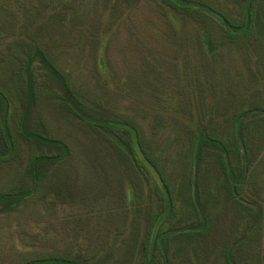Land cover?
I'll use <instances>...</instances> for the list:
<instances>
[{
    "label": "rangeland",
    "instance_id": "1",
    "mask_svg": "<svg viewBox=\"0 0 264 264\" xmlns=\"http://www.w3.org/2000/svg\"><path fill=\"white\" fill-rule=\"evenodd\" d=\"M4 1L0 0V94H8L10 100L8 125L18 151L0 162V192L35 185L33 193L10 211L1 205L0 264L78 251L91 255L95 264H135L139 246L133 256L127 250L136 234L140 243L146 207L157 206L152 185L109 141L108 128L72 112V99L66 101L63 85L49 70L47 64L52 63L91 114L127 117L160 153L172 175L167 183L172 210L164 227L198 225L195 208L199 209L186 193L193 164L184 174L185 142L197 127L226 135L228 120L237 109L264 105V47L233 46L208 53L197 38L202 23L195 26L193 20L183 28L176 23L174 33L183 38L173 42L170 26L151 0H119L104 24L99 19L104 18L100 14L105 0L96 4L85 0L77 7L80 17L73 19L72 0H56L57 8L51 12V0H9V5ZM228 3L233 5L234 0ZM128 5L136 6L128 18L122 17ZM92 35L98 36V44ZM35 46L46 55H36L30 64L35 98L23 131L26 68ZM263 116L254 115L247 126L257 171L256 194L243 191L247 204L253 200L264 204ZM26 130L40 133L41 141L27 136ZM41 153L48 157L42 160L41 175L33 177L31 158ZM206 157L196 184L203 189L201 203L212 216L211 231L201 243L189 240L198 233L191 231L190 242L175 249L171 264H216V250L225 242H237L243 225L249 223L242 205L220 195L219 163L212 153ZM134 215L142 223L138 232L137 225H131ZM260 246L262 254L257 257L246 244L240 262L264 264V237Z\"/></svg>",
    "mask_w": 264,
    "mask_h": 264
},
{
    "label": "trees",
    "instance_id": "2",
    "mask_svg": "<svg viewBox=\"0 0 264 264\" xmlns=\"http://www.w3.org/2000/svg\"><path fill=\"white\" fill-rule=\"evenodd\" d=\"M7 1L4 2L9 5ZM55 1L51 0L53 5L48 7L49 12L57 8ZM91 1L96 4L98 0ZM118 1L105 0V11L100 14V17L103 16L104 18L99 19L100 23L104 24L107 21L108 15L110 16V14L116 12L117 9L115 8ZM151 1L157 10L161 12V16L166 20L168 26H170L173 42H178L183 38V35H176L174 33L177 31L176 23L181 22L183 28L186 21L193 20L196 22L195 26L202 23L201 29H198L197 38L200 48L202 50L206 48L208 53H214L219 48L233 46L249 48L254 45H262L264 47V0H234L233 5H229L228 2L230 0H224L225 3L223 0ZM85 2V0H72V19L76 16L80 17L77 7L83 3L85 4ZM135 6L128 5L123 9L121 16H127L128 18L130 10ZM20 11L24 10L20 8ZM170 14H173L174 20L170 17ZM105 30H109V28L106 27ZM92 40L95 44H98L100 39L97 35L93 39L92 35ZM34 49L36 51L34 50V53L30 55L26 68L31 85L33 84V77L30 64L34 61L36 55H46L44 51L41 52V48L39 49L35 46ZM43 60L47 62L48 58L43 56ZM100 61H102V58H100ZM47 65L49 70L63 85L62 88L66 96V101L69 98L72 99V112L81 120H87L85 118L86 115L94 122L106 126L108 128L109 134L107 136L109 141L112 142L116 150L121 152L123 159L125 161L127 160L131 168L142 176L147 184L152 185L150 188L155 193L157 206L156 208L153 205L146 207L144 216L145 228L141 235L140 243L137 241L139 237L136 234L127 250L130 256H133L137 246H139L140 255L135 264H171L170 259L172 256H175L173 255L175 249L179 250V246L182 244V247L183 242L189 243L194 240L197 243L199 241L201 243L210 233L212 216L207 207L201 203V190L203 189L200 188V185L196 184L198 177L204 173L201 167L204 165L203 163L207 158V153H212L214 159L219 163L222 183L220 184V195L225 194L224 198L227 196V198L237 205H242L243 212L248 213L250 218L249 223H247L248 225H243L237 242L230 244L225 242L216 250L218 255L216 264H244L240 260H243V252L246 251V244L250 245L249 251L252 256L259 257L262 254L260 244L264 237V204H261L258 200H253L247 204V197H244L243 191L246 189L248 193L256 194V154L250 149L249 130L247 126H249L254 115L261 113L264 115L263 104L260 103L256 106L240 107L237 109L228 120L229 132L226 135H224L225 133L219 135L209 129H203L201 127H197L189 133L188 139L185 142V157L183 158V164L185 163V166L183 167V173L185 174L184 169H186L187 165L189 168L192 162V168L190 167V173L187 175L188 177L191 176V180L188 182L186 193L190 199H193V202H191L197 205L199 209L197 210L195 208L197 217H199L196 219L198 225L184 227L175 224L172 228L167 229L163 223L172 210L169 205L171 198L173 199V195L170 192V185H167L168 178L172 180V175L169 174L161 162L162 157L157 149L150 144V139L147 138L140 126L138 127L131 120L129 121L127 117L118 119L109 116L97 117L91 114L85 108L81 96L69 88L68 83L65 81V76L59 72L53 63ZM9 106L8 94L6 96L1 92L0 133H2L3 144L0 146V160L12 158L17 151V143L8 132L7 127ZM262 121L264 123V116L262 117ZM29 135L38 141L42 139L40 134L34 132L29 133ZM47 157L43 153L34 155L33 164L30 167L33 177L41 175L42 171L40 166L43 164V158ZM33 184L35 185V183ZM142 184L141 182V190H143ZM34 185H29L27 188L19 190L12 189L0 192V208L2 204H5L4 207L6 210L10 211L14 206L24 200L26 196H30L33 193ZM13 198H16V201ZM141 211L142 208L138 210V214H141ZM205 213L208 214L209 218L206 217ZM131 225H137L138 232L142 223L134 215ZM187 228H191L189 230L190 232L186 230ZM191 231H198V233L196 237L193 238L191 236L189 238L190 241H187V236L191 235ZM187 232L188 234H186ZM186 252L189 254L190 250L187 249ZM22 264H95V259L85 252L78 251L75 254L72 253L70 256L54 255L40 259L26 260Z\"/></svg>",
    "mask_w": 264,
    "mask_h": 264
},
{
    "label": "crops",
    "instance_id": "3",
    "mask_svg": "<svg viewBox=\"0 0 264 264\" xmlns=\"http://www.w3.org/2000/svg\"><path fill=\"white\" fill-rule=\"evenodd\" d=\"M26 74H27V71H26ZM26 79H27V98H28V100L26 99V104H25V111H24V113H23V117H24V124H23V127H22V130L24 131V128H25V122H26V118H27V115H28V113H29V111H30V109H31V106H32V102L34 101V92H33V90H32V85H31V83H30V79H29V77H28V75H26ZM32 92H33V96H32ZM9 104H10V100H9ZM9 111H10V106H9ZM9 111H8V114H7V127H8V132L11 134V136H12V132H11V129L9 128V125H8V123H9V121H8V117H9ZM37 133V134H40V133H38V132H35V131H28V130H26V134H27V136H29V137H31V138H33L32 136H30L29 135V133ZM1 135H2V133H0ZM41 135V134H40ZM12 138H13V136H12ZM14 139V138H13ZM34 139V138H33ZM3 144V143H2ZM4 146V145H3ZM17 151H18V146H17ZM16 151V152H17ZM17 153H15V155H16ZM14 155V156H15ZM13 158V157H12ZM12 158H8V159H6V160H0V162H4V161H9L10 159H12ZM33 164V156H32V158H31V163H30V167H31V165ZM30 167H29V169H30ZM32 174V173H31Z\"/></svg>",
    "mask_w": 264,
    "mask_h": 264
}]
</instances>
